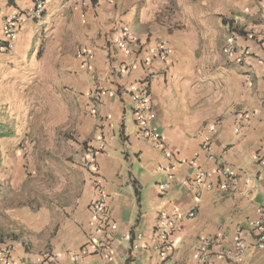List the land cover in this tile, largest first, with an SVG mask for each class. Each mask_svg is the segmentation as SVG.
<instances>
[{"label":"crops","instance_id":"crops-1","mask_svg":"<svg viewBox=\"0 0 264 264\" xmlns=\"http://www.w3.org/2000/svg\"><path fill=\"white\" fill-rule=\"evenodd\" d=\"M226 1L230 7L222 12L209 8L203 12L208 15L174 28L157 19L167 0H99L84 5L52 0L41 20L23 23L9 49L4 43L6 20L14 11L30 8L33 0H0L4 159L18 154L21 167L18 147L24 138L36 135L40 125L56 130L65 125L80 142L103 147L97 163L118 248L111 260L89 251L96 189L93 176L81 171L75 194L63 209L45 208L34 216H45L43 225L52 234L46 245L61 264H196L206 242L211 244V264L264 263L253 227L264 206V164L257 157L264 154V43L245 34L261 20L264 0ZM122 26L135 37L129 53L117 45ZM158 42L171 48L169 60H156L147 68L143 57ZM232 42L235 57L226 54ZM81 50L91 54L90 66L84 65ZM142 81L148 82L154 126L165 138L171 158L138 134L130 94ZM57 102L65 110L61 122H56ZM74 108L81 113L72 126L67 109ZM44 110L51 113L40 119L38 113ZM239 112H248L251 123L235 133ZM207 139L213 159L203 151ZM198 169L208 173L211 189L193 192L183 185ZM222 169L232 172L238 183L222 189ZM164 183L170 185L166 193L161 191ZM193 210L195 217H187ZM174 211L183 216L174 231V250L163 260L155 250L160 217ZM129 230L135 236L122 240ZM239 240L247 245L240 256L220 255ZM23 244L9 242L0 250L9 246L22 264H41L44 249L33 252ZM75 255L78 262L73 261Z\"/></svg>","mask_w":264,"mask_h":264},{"label":"rangeland","instance_id":"rangeland-1","mask_svg":"<svg viewBox=\"0 0 264 264\" xmlns=\"http://www.w3.org/2000/svg\"><path fill=\"white\" fill-rule=\"evenodd\" d=\"M218 7L222 12L230 4L223 0H167L157 19L180 28L184 23L208 15L203 13L207 9ZM77 109H67L72 126L78 124L81 111ZM62 111H65L63 105L55 103L56 122H61ZM50 113L44 110L38 116L45 119ZM64 126L56 130L40 125L35 129L36 135L24 138L18 147L22 154L21 167L18 154L4 159L0 152V245L23 241L33 252L44 249L40 254L52 253L46 245V239L52 234L43 225L45 216L40 220L34 216L45 208L63 209L75 194L81 171L87 173L84 158L89 140L80 142L75 139L76 132Z\"/></svg>","mask_w":264,"mask_h":264},{"label":"built area","instance_id":"built-area-1","mask_svg":"<svg viewBox=\"0 0 264 264\" xmlns=\"http://www.w3.org/2000/svg\"><path fill=\"white\" fill-rule=\"evenodd\" d=\"M99 0H77L80 4H92ZM107 3L113 4L117 0H105ZM52 0H33V4L30 8L25 10H17L10 14L6 20L4 31V43L7 48L13 47V42L23 25L27 20L39 21L41 20L48 10V7ZM246 35L257 42L264 43V12L262 18L251 30L246 32ZM233 42L237 39H232ZM135 42V37L128 26H122L117 45L120 49L129 53L131 51V44ZM227 46L226 54L229 57H235L237 49L235 44ZM140 48V47H139ZM140 50V49H139ZM171 48L165 42H158L153 48L150 49L147 56L143 57V64L147 68L150 67L154 61L159 60L166 63L171 55ZM84 59V65L90 66L89 63L92 56L86 50H81L79 53ZM242 57L237 59V62L241 63ZM125 71L129 70L130 66L127 64L122 65ZM114 92L111 91L112 95ZM101 93H96V97L99 99ZM130 101L132 103V110L135 116V121L138 127V134L140 138L150 140L155 146L161 150L165 156L171 158V153L168 150V146L165 138L159 133L154 126L156 120V114L153 109L152 98L148 92V82L142 81L139 86L135 87L130 94ZM220 122H216L219 124ZM251 123V115L248 112H239L236 114L234 123V132L239 133L244 126ZM214 124L209 128L213 130L216 126ZM103 150V147H97L89 141L87 152L84 158V166L87 172L93 176V185L96 189L95 198L91 204L90 212L95 219L96 224L92 230L89 251L92 255H102L106 259H113L117 250V238L113 231V225L110 220V215L106 203V193L100 183L98 158ZM203 151L210 159H213L212 155V143L207 139L203 145ZM258 160L264 164V154L259 152ZM169 171L172 168L169 167ZM218 174L224 178V182L220 184L222 189H229L230 186H234L238 183L237 177L229 170H219ZM183 185L189 187L193 192H197L201 188L211 189L213 185L208 182V173L203 170H196L195 173L183 181ZM170 185L164 183L161 185L162 193L168 192ZM261 217L253 224L254 231L256 233L255 246L258 249L264 250V206L260 209ZM196 212L193 210L186 215L189 218L195 217ZM182 214L177 211L173 213H164L160 217L159 238L160 243L156 245L155 250L159 252L161 258L165 260L167 255L174 250V231L177 228L179 220L182 218ZM135 234L132 230L126 231L122 234L121 239H131ZM137 238H142V234H136ZM210 243H205V248L198 253V260L196 264H211L212 252H210ZM247 250V245L239 240L233 247L223 251L220 255L227 258H236ZM74 262L79 261V256L73 257ZM0 264H22L13 257V250L7 246L0 250ZM41 264H61L59 257L54 253H47ZM264 264V263H263Z\"/></svg>","mask_w":264,"mask_h":264}]
</instances>
